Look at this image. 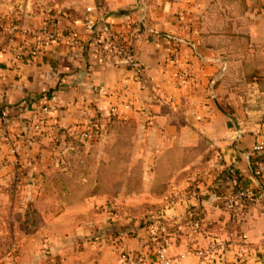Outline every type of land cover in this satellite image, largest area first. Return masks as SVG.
<instances>
[{"label":"crops","instance_id":"obj_1","mask_svg":"<svg viewBox=\"0 0 264 264\" xmlns=\"http://www.w3.org/2000/svg\"><path fill=\"white\" fill-rule=\"evenodd\" d=\"M64 7L0 2V16L21 20L0 32V240L11 244L0 264H122L126 254L158 264L153 220L169 226L176 264H264V155L253 151L264 140V0H100L143 80L66 20ZM48 20L61 39L42 35ZM179 72L190 78L181 89ZM53 93L62 131L48 138L30 119ZM86 110L100 116L94 142L69 135ZM212 144L259 203L226 211L234 187L217 157L207 160ZM176 189L186 194L169 210ZM196 211L202 229L182 230ZM220 239L227 251L216 257L208 250Z\"/></svg>","mask_w":264,"mask_h":264},{"label":"built area","instance_id":"obj_2","mask_svg":"<svg viewBox=\"0 0 264 264\" xmlns=\"http://www.w3.org/2000/svg\"><path fill=\"white\" fill-rule=\"evenodd\" d=\"M78 2L83 6L85 16L83 19L75 22V27L83 28L89 35L93 36L94 42L100 50L110 54L118 65L126 66L134 73L135 77L143 80L144 69L142 64L131 51L125 36L122 33H116L112 25L105 20L100 10V0H78ZM129 25H132V23L130 22ZM42 35H46L52 39H61L55 24L49 20L44 23ZM67 37L73 40L74 34L68 35ZM175 60H178L177 55L175 56ZM189 83V75L185 72H179L176 75L174 86L175 88L181 89L187 87ZM59 104L60 101L57 94L53 93L48 96L47 101L36 106L30 119L32 128L39 134L45 135L48 138L60 134L62 130L56 121L53 120L52 116L60 107ZM112 113L116 114L117 109L114 108ZM69 135L83 142H94L99 140L102 137V125L99 114L92 110L84 111L79 123L70 129ZM212 146L217 150L216 144H212ZM10 151L15 158V164L19 165L20 158L23 155L20 138L12 140ZM253 151L264 155V140L257 142L253 147ZM216 157L219 174H227L234 187V191L224 199L226 211L234 213L246 203H259L260 197L240 187L239 176L236 169L225 163L223 155L218 152ZM259 169L261 176L264 178V166H260ZM185 194L186 193L182 190H173L167 197L165 207L171 210L185 197ZM110 211L114 212L115 208L113 207ZM195 215L186 221V224L181 227L182 230L192 228L193 232H198L201 229V222ZM149 242L151 244L152 253L155 255L158 264H176L177 260L169 255L173 238L167 224L160 220H153L149 226ZM226 251L227 243L225 240L221 239L216 240L208 250L210 254L216 257L224 256ZM140 263L141 258L135 254H126L123 256L122 264Z\"/></svg>","mask_w":264,"mask_h":264},{"label":"rangeland","instance_id":"obj_3","mask_svg":"<svg viewBox=\"0 0 264 264\" xmlns=\"http://www.w3.org/2000/svg\"><path fill=\"white\" fill-rule=\"evenodd\" d=\"M14 1H19L21 5L24 2V0H0V2L3 3V5L9 4L10 2H14ZM60 1L65 6L63 8V11L66 14V17H65L66 20H69V21H72L73 23H75V21L78 18L82 17V10H81L82 8L79 5L77 0H60ZM8 16H9L8 14H4V15L0 16V32H3L7 27H9V25L16 24V23H19L21 21L18 19H7ZM54 20H56V18ZM216 151H218V150L213 149L212 151L207 152L206 157H207L208 161L210 160L211 156L217 155ZM200 167H202V165H200ZM195 171H197V170H195ZM0 236H2V235H0ZM10 247H11V244H9L8 242H4V241L2 242L0 240V250L1 249H2V251L4 250L3 254L5 252L9 251ZM13 249L16 253L17 249H15V248H13ZM44 253H45V255L48 254V250L47 251L45 250ZM16 258H18V257L16 256Z\"/></svg>","mask_w":264,"mask_h":264},{"label":"trees","instance_id":"obj_4","mask_svg":"<svg viewBox=\"0 0 264 264\" xmlns=\"http://www.w3.org/2000/svg\"><path fill=\"white\" fill-rule=\"evenodd\" d=\"M18 22V21H17ZM196 213V217L197 218H199V220H200V222H201V229H202V226H203V217H202V215L200 214V212H198V211H196L195 212ZM194 215V214H193ZM8 253H10V251L8 252ZM16 253H18V251L16 252ZM15 257V256H14Z\"/></svg>","mask_w":264,"mask_h":264}]
</instances>
